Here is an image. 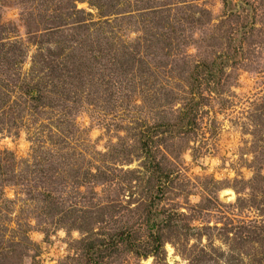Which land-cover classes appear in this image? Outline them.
I'll return each mask as SVG.
<instances>
[{
    "label": "rangeland",
    "instance_id": "rangeland-1",
    "mask_svg": "<svg viewBox=\"0 0 264 264\" xmlns=\"http://www.w3.org/2000/svg\"><path fill=\"white\" fill-rule=\"evenodd\" d=\"M238 21L263 41L264 0H0V41L24 50L14 68L21 77L38 74L51 93L69 80L35 73L39 49L55 51L59 63L84 55L66 85L73 92L57 89L70 113L27 110L19 118L7 110L19 99L5 97L0 264H264V235H233L264 227L250 208L253 183L264 195V170L249 168L264 155L251 133L264 103V49L232 53L243 29L226 32ZM162 22L177 27L173 35ZM212 35L219 39L209 49ZM96 39L119 51L95 58L86 45ZM228 54L238 86L221 96L195 90L202 106L194 125L174 127L194 97L191 69ZM112 240L114 249L90 250Z\"/></svg>",
    "mask_w": 264,
    "mask_h": 264
},
{
    "label": "trees",
    "instance_id": "trees-1",
    "mask_svg": "<svg viewBox=\"0 0 264 264\" xmlns=\"http://www.w3.org/2000/svg\"><path fill=\"white\" fill-rule=\"evenodd\" d=\"M228 14L226 15L227 18ZM230 17H236L237 20H240V13L233 14L230 13ZM239 22V21H238ZM237 22V28H229V30L226 32V34L232 35V33L239 31V29H243L242 36L238 37V34L236 35V39H233V41H230V46L233 47L232 53L234 55L240 56L244 52L243 46H246L248 49L251 50V54L253 55L256 52V49H264V40L262 41L261 38V31L257 30V32L254 31V26L249 27L247 30V26H244L243 22ZM185 23V22H184ZM164 24L167 25V32L169 33V37L173 35L174 30L176 31V28L168 29L169 23L162 22L161 25ZM189 24V23H188ZM192 24V23H191ZM243 24V26H242ZM262 25L264 26V21H262ZM158 28V27H156ZM163 28V26H162ZM254 37V38H252ZM249 38L254 39V41L251 44H248L246 41ZM216 39H219L217 36H211L209 45L207 46L209 49L214 47ZM168 40V39H167ZM208 40V39H207ZM88 42V43H87ZM86 43L88 47L92 49V54L94 56V53H97L99 55L94 56L95 58H99L100 54H104L105 52H118L119 50H114V48L108 47L107 44L102 43L100 40L96 39L95 41H87ZM81 47H83L84 44H79ZM92 46H100L98 49H93ZM104 46V47H102ZM148 46H153L151 43L148 44ZM156 46V44H154ZM157 47V46H156ZM154 48V47H153ZM19 52V55L17 53ZM50 49L46 53H44L43 49H39L38 54L36 55V58L33 60V70H36L35 73H38L40 71V68L42 69H51V75L48 77H53L52 73L57 71L60 73L59 76H54L57 79L61 78H68L69 82H63L62 87L57 86V84H54V89L52 88L51 93H46L45 90L42 89V84L39 83V76L38 74L36 77L30 74L25 75L24 77H21L19 71L16 72L14 68L20 62L23 60L22 55L25 58L24 50L22 49L21 45L19 43H8L5 44L4 42L0 41V110L2 111V115L5 116L6 113V102L5 97H10L12 94H14L17 99H19L16 108L15 107H8L7 110H9L10 113L13 114V110L16 111V115L21 117V115L24 113V111H39V110H58L60 109L64 113H70V109L72 108L68 98H63L62 94L57 89L59 88H65L68 91H72V89L69 86L66 85H72L76 81L78 75L76 74V68L77 70H81L82 62L84 61V55L79 58V62L74 61L73 58L68 59L66 61H63L59 63V57H57V53ZM249 52V50H248ZM160 54H162V51L160 49ZM231 53V54H232ZM20 59V60H19ZM101 59V58H100ZM236 58H231L228 55L221 56L217 60H213L211 62H203L200 65H197L191 69L190 73V81H191V90L194 95V97L189 98L185 103L183 104V108L180 112V119L181 121L179 124L173 125L176 128H180V125H184L185 127L190 130L192 125L195 123V118L197 117V112L200 106H202V103L200 102V93L196 96L194 91L200 90L201 87L206 88L207 90H210V92H216L217 95L221 96V94L231 88L238 86L237 79L234 77L236 75L235 71H230V73L227 72V69L229 68L228 64L233 62ZM19 61V62H18ZM173 61V60H172ZM171 62V61H168ZM184 62V61H183ZM182 64V62H181ZM249 65H246L245 68H248L249 66H253L254 63H248ZM38 68H37V67ZM36 68V69H35ZM32 70V71H33ZM245 70V69H244ZM68 72V73H67ZM232 72V73H231ZM45 79V77H44ZM233 79V81L229 84L230 80ZM17 101V100H16ZM225 100H222L224 102ZM264 101V100H263ZM16 104V103H14ZM260 108L256 115L254 113L253 117V123H252V137L254 138L255 142H262L264 143V103L260 105ZM157 129V128H156ZM155 130V129H154ZM145 138L147 140L150 139V135L148 132H145ZM249 168H255L256 169V176L262 174L264 170V155H261L260 157L256 156L253 163H250ZM257 179V178H256ZM20 180V179H19ZM257 182V181H256ZM10 186V184H8ZM261 187H258L257 183H253L251 187L252 196L254 197L252 199V203L250 208H257L256 210L259 212L260 217H264V199L261 201H258V197L264 196L261 191ZM237 195H240V192H236ZM257 198L255 199V196ZM46 199L49 201L51 197L49 195H46ZM152 214V213H151ZM264 223V222H263ZM152 225V226H151ZM150 225L149 229L150 231L155 230L157 227L155 226V222H153ZM234 237L236 239H240V241L246 239L245 237H251L256 240H261V236L264 235V227L261 229H252L248 226H242L235 230V233H233ZM155 236V235H154ZM113 242H110L108 244H105V242L100 243L99 245H94L90 250L95 251H101L103 248L105 251L109 250V246L114 245L117 246L118 242L115 240H112ZM108 248V249H107ZM111 249H114L112 246ZM2 251V249L0 250ZM4 252V250L2 251ZM152 253V252H151ZM150 254V252L146 251L144 257H147ZM3 261V260H2ZM98 264V263H97Z\"/></svg>",
    "mask_w": 264,
    "mask_h": 264
},
{
    "label": "water",
    "instance_id": "water-1",
    "mask_svg": "<svg viewBox=\"0 0 264 264\" xmlns=\"http://www.w3.org/2000/svg\"><path fill=\"white\" fill-rule=\"evenodd\" d=\"M222 198H223V199H228V196H223Z\"/></svg>",
    "mask_w": 264,
    "mask_h": 264
}]
</instances>
